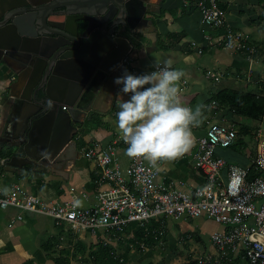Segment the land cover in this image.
Masks as SVG:
<instances>
[{"label": "crops", "instance_id": "0c3cea01", "mask_svg": "<svg viewBox=\"0 0 264 264\" xmlns=\"http://www.w3.org/2000/svg\"><path fill=\"white\" fill-rule=\"evenodd\" d=\"M194 1L162 0L158 5L159 14L149 16L155 25V37L151 39L136 37L135 53H133L131 64L127 66L131 74L141 75L153 71V66L157 63H170L172 67L181 69L185 73L182 79L186 80V85L183 86L181 81V102L190 107H195L198 103L205 105V119L199 127L193 129L195 142L190 150L179 159L161 161L156 164L160 178L186 188L204 183L203 176L194 165L192 153L195 150L196 139L203 135L207 123L217 122L234 127V124L238 122L248 126L240 119L243 116L234 115L227 108H217L216 103L211 102L212 96L217 91L228 88V86L217 88L215 83L222 79H225L227 84L237 83L238 80L244 82L236 78L244 72L248 77L249 67L252 73L251 77L247 78V85L251 82L250 85L256 86V82L264 78L261 66L264 55L263 59L250 63L248 57H252L251 55H243L218 46L216 37L220 35V30L209 29L203 24ZM219 6L225 11V21L228 26L244 35L246 40L264 49V0H220ZM251 49L253 50L252 46ZM209 71L220 75L219 80L215 81L207 77L206 73ZM6 72V69H0V135L11 111L15 112L11 106L12 100L5 92L9 76ZM233 72L237 73V77L232 75ZM122 87L123 85L115 83H104L92 97L90 111L82 124L83 133H80L76 142V149L80 152L77 160H69L63 168L45 173L26 169L22 173H13L7 167L0 165V189L7 190L17 183L27 192L50 201H75L80 206L94 205L96 192L102 186L98 182L97 167L82 155L84 149L92 142L104 146L113 139H118L120 141L118 158L123 168L128 165V157L125 159L123 156L127 145L122 139L115 119L116 112L119 110L117 96L123 95L120 92ZM128 98L127 95H123V99ZM63 107L65 105L62 109ZM89 119L95 121L93 127L87 123ZM242 145L240 143L237 146L240 148ZM255 154L256 150L254 154L242 157L234 145L216 150V155L241 165H247L249 158ZM18 213V210L12 208L0 209V264H100L92 261L90 256L91 253L98 251L99 244L101 245L103 241L108 242L112 250L117 246L116 239H110L111 237L106 239L101 231L95 234L87 231L73 233L67 228V233L63 234L60 230L63 227L54 225L47 217L22 213L23 218L18 220L16 218ZM171 219L173 224L169 222ZM189 220L167 219L166 234L162 239L151 243L141 239L145 249L139 255L130 258L134 252L131 250L129 257L121 255L123 260L106 261L103 264H165L171 261L173 250H177L181 245H183L182 249L191 255V260L213 252V247H206L202 237L184 224ZM132 227L129 226L124 231L129 232ZM174 227L177 228L175 234L171 231ZM218 230H221L219 225L216 231ZM185 233H191L194 239L190 237V234H186L189 237L184 238ZM196 237H199V240L196 241ZM209 241H211L210 238ZM167 247L170 250H167ZM196 251L198 255H195ZM177 252L174 253L177 255Z\"/></svg>", "mask_w": 264, "mask_h": 264}, {"label": "water", "instance_id": "95a60500", "mask_svg": "<svg viewBox=\"0 0 264 264\" xmlns=\"http://www.w3.org/2000/svg\"><path fill=\"white\" fill-rule=\"evenodd\" d=\"M161 1L0 0V69L15 109L0 165L45 173L80 157L73 132L83 133L98 89L128 71L121 61L133 58L136 37H155L149 16Z\"/></svg>", "mask_w": 264, "mask_h": 264}, {"label": "built area", "instance_id": "2783aa9c", "mask_svg": "<svg viewBox=\"0 0 264 264\" xmlns=\"http://www.w3.org/2000/svg\"><path fill=\"white\" fill-rule=\"evenodd\" d=\"M219 3L220 0L194 1L203 24L220 30L216 37L218 46L233 52L252 51L245 37L228 26ZM248 61L254 62L252 57H248ZM121 62L128 66L132 58L126 55ZM261 66L264 71V59ZM250 73L249 67L248 77ZM206 75L215 81L220 78L211 71ZM262 81L264 83V78ZM182 85H186L185 79ZM255 136L256 154L249 158L247 165L227 161L216 155V150L232 147L238 131L226 124L208 122L203 135L196 139L192 153L204 183L190 188L160 178L157 165L152 166L142 158L128 157V165L123 168L118 158V139L104 146L92 142L82 155L98 169L102 188L96 192L94 205L50 201L27 192L16 183L7 190L0 189V209L18 210V220L23 218L22 213L51 218L55 225L66 224L73 233L101 231L103 236L104 233L116 235L133 226L130 236L134 237V230L141 229L143 241L151 236L164 237L169 218L203 217L221 226V230L210 236L213 252L196 257L195 264H239L240 258L247 264H264V138L261 129ZM140 245L143 247L144 243L140 241Z\"/></svg>", "mask_w": 264, "mask_h": 264}, {"label": "clouds", "instance_id": "9594fccd", "mask_svg": "<svg viewBox=\"0 0 264 264\" xmlns=\"http://www.w3.org/2000/svg\"><path fill=\"white\" fill-rule=\"evenodd\" d=\"M154 70L134 75L124 70L114 83L123 85L118 94L116 126L129 158H142L155 166L161 161H174L185 155L195 142L193 129L204 117L205 105L195 107L180 100L181 81L185 73L170 63H158ZM51 106V101H49Z\"/></svg>", "mask_w": 264, "mask_h": 264}, {"label": "rangeland", "instance_id": "374dc122", "mask_svg": "<svg viewBox=\"0 0 264 264\" xmlns=\"http://www.w3.org/2000/svg\"><path fill=\"white\" fill-rule=\"evenodd\" d=\"M247 41H248L247 43L250 42L249 40H247ZM236 53H238V52H236ZM251 73H250V75H251ZM232 75L237 77V73L236 72H233ZM247 78L248 77H246V73L244 72L242 74H239L238 78H236V79H241L244 82H241V81L238 80L237 83L233 82L231 84H227V81L225 79H222L221 81L215 83V85H217V88H221V87H224V86L227 87L228 86L230 88L238 89V90H241V91H252L253 92V90L255 89V87H254L255 85H250L251 82L247 85V82H248ZM240 119H242L243 123H246V125H248V127L250 129V133L248 135L242 137V141H244V143H242L243 145L240 148L236 144L234 145V148L236 149V151H238L240 153V155L242 157H246L247 155H252V154L255 153L256 145H257L256 136L255 135L257 134L258 129H261L262 138H264V120H262V121H256L255 120L254 121V120L249 119L247 117H241ZM87 123H89L91 125V127H93L95 125V121L94 120L91 121V122H87ZM241 126H244V125L242 123H238V122L234 124L235 129H237L239 131L241 130ZM87 127H89V126H87ZM221 149H226V148H221ZM123 156H124L125 159L128 157V156H126L125 152H124ZM49 219L55 225L54 220L51 219V218H49ZM169 222H171L173 224L172 219L169 220ZM184 224H187V226L189 228L191 227V229H193V231H195V234H198V235H200L202 237V239L205 241L206 247H208V248L212 247L211 246L212 244H211V241H209V238H210L211 234L214 231L217 230V225L218 224L214 223L213 221H211L209 219L203 218V217L195 218V219L189 220L188 222L185 221ZM62 227H63V229L65 231L62 228H60L61 232L63 234H66L67 233L66 232L67 225L63 224ZM55 228H57V227H55ZM174 228L171 229V231H173L172 232L173 234H175L177 232L176 231L177 228L176 227H174ZM130 233H132V232L123 231L122 233L121 232L120 233H116V235H114V236H113V234H110V233L109 234L108 233H104V236L106 237V239L109 238V237H111L110 239H116L117 246L113 247V256L115 257V260L121 259V255L122 256H124V255L128 256L129 253H131V250H133L134 252H133V256L129 255L130 258L135 257V256L139 255L142 252L143 249H145V247H141L140 240H137L136 234H135L134 237H131ZM165 234H166V232H165ZM186 234H191V233H185L183 235L184 238H186V236H185ZM97 240H98V238H97ZM167 241H168V239H167ZM99 242L100 241L98 240L97 243H99ZM103 244L104 243L101 242V245H103ZM107 245L111 246L110 244H108V242H107ZM182 247H183V245L179 246L177 250L176 249L173 250L172 258H170L171 261L169 263H165V264H195V263L192 262L193 260H191L192 259L191 255L187 254L182 249ZM167 248H168L167 250H170L169 247H167ZM175 251H178L177 255H176V253H174ZM185 253L187 255H185ZM195 253H196L195 255H198L197 251ZM237 263H239V264H247L246 261L241 259V258L237 261Z\"/></svg>", "mask_w": 264, "mask_h": 264}, {"label": "trees", "instance_id": "16d2710c", "mask_svg": "<svg viewBox=\"0 0 264 264\" xmlns=\"http://www.w3.org/2000/svg\"><path fill=\"white\" fill-rule=\"evenodd\" d=\"M253 47L252 52L249 49H242L237 51L243 55H251L254 61H259L263 59L264 49L256 43L251 41L248 43V47ZM257 91V92H256ZM216 103L217 108H227L232 114L247 117L252 120L262 121L264 118V83L263 81H257L255 89L252 91H241L233 88H223L217 91L213 96L211 102ZM249 127L242 126L241 130H238V138L236 140V145L243 143L242 137L249 134ZM242 133V134H241ZM238 141V142H237ZM234 144V145H235ZM135 234L137 240H141L144 237V232L141 229H136ZM189 236L186 235V238ZM190 237L193 236L190 234ZM163 237H148L144 241H149V243L154 242L155 240H160ZM196 240H199V237H196ZM141 252V251H140ZM92 261L99 262L100 264L105 263L106 261H116L113 256V250L111 246L107 244L100 245L97 252L90 254ZM126 257V256H125ZM123 260V258L121 257ZM195 263L194 261H192Z\"/></svg>", "mask_w": 264, "mask_h": 264}, {"label": "flooded vegetation", "instance_id": "af4514ba", "mask_svg": "<svg viewBox=\"0 0 264 264\" xmlns=\"http://www.w3.org/2000/svg\"><path fill=\"white\" fill-rule=\"evenodd\" d=\"M77 129L79 130V125H77ZM82 129V128H80ZM77 131L73 132V136H72V139L75 140L77 142L79 136H80V133ZM83 130V129H82Z\"/></svg>", "mask_w": 264, "mask_h": 264}]
</instances>
